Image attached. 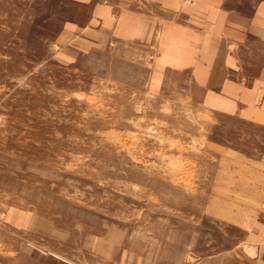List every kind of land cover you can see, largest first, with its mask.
<instances>
[{
    "label": "rangeland",
    "instance_id": "374dc122",
    "mask_svg": "<svg viewBox=\"0 0 264 264\" xmlns=\"http://www.w3.org/2000/svg\"><path fill=\"white\" fill-rule=\"evenodd\" d=\"M83 13L0 0V264H264L263 118L66 45Z\"/></svg>",
    "mask_w": 264,
    "mask_h": 264
},
{
    "label": "crops",
    "instance_id": "0c3cea01",
    "mask_svg": "<svg viewBox=\"0 0 264 264\" xmlns=\"http://www.w3.org/2000/svg\"><path fill=\"white\" fill-rule=\"evenodd\" d=\"M72 1L85 13L67 22L66 45H141L153 89L183 73L193 93L264 120V0Z\"/></svg>",
    "mask_w": 264,
    "mask_h": 264
}]
</instances>
